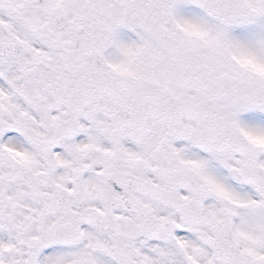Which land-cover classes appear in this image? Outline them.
I'll list each match as a JSON object with an SVG mask.
<instances>
[{
    "label": "snow or ice",
    "instance_id": "snow-or-ice-1",
    "mask_svg": "<svg viewBox=\"0 0 264 264\" xmlns=\"http://www.w3.org/2000/svg\"><path fill=\"white\" fill-rule=\"evenodd\" d=\"M0 264H264V0H0Z\"/></svg>",
    "mask_w": 264,
    "mask_h": 264
}]
</instances>
